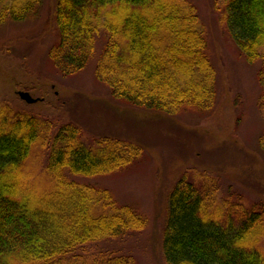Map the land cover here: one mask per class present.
<instances>
[{
  "label": "trees",
  "instance_id": "obj_1",
  "mask_svg": "<svg viewBox=\"0 0 264 264\" xmlns=\"http://www.w3.org/2000/svg\"><path fill=\"white\" fill-rule=\"evenodd\" d=\"M52 2L57 38L46 54L64 77L81 71L101 42L93 73L114 99L167 115L215 110L210 36L194 0ZM223 5L219 20L238 51L259 63L264 105V0ZM42 6L43 0H0V25L34 19ZM62 119L0 105V264H137L102 246L143 231L148 217L85 181L132 164L143 147L120 136L90 144L79 125ZM258 147L264 151V128ZM34 149L43 159L37 170L26 169ZM218 176L187 168L174 183L162 232L164 264H264V203L223 190Z\"/></svg>",
  "mask_w": 264,
  "mask_h": 264
},
{
  "label": "rangeland",
  "instance_id": "obj_2",
  "mask_svg": "<svg viewBox=\"0 0 264 264\" xmlns=\"http://www.w3.org/2000/svg\"><path fill=\"white\" fill-rule=\"evenodd\" d=\"M194 2L210 36V57L217 73V104L205 115L193 110L167 115L114 99L93 73L101 42H96L95 56L81 71L61 75L46 54L57 38L52 0H43L34 19L0 25V105L19 112L62 115L63 121L80 126L90 144L120 136L143 147L132 164L85 181L109 189L119 203L134 204L148 217L143 231L102 243V248L112 245L132 255L137 264H164L161 244L167 196L187 168L213 171L223 190L231 187L246 203H264V151L258 147L264 128L259 63L245 61L219 20L225 0ZM19 91L29 92L37 102L21 100ZM50 103L56 107H49ZM42 159V152L34 149L24 168L37 170ZM222 189L219 198L225 195Z\"/></svg>",
  "mask_w": 264,
  "mask_h": 264
},
{
  "label": "water",
  "instance_id": "obj_3",
  "mask_svg": "<svg viewBox=\"0 0 264 264\" xmlns=\"http://www.w3.org/2000/svg\"><path fill=\"white\" fill-rule=\"evenodd\" d=\"M18 96L21 100H24L26 103H34L37 101L36 98H32L27 91H19Z\"/></svg>",
  "mask_w": 264,
  "mask_h": 264
}]
</instances>
